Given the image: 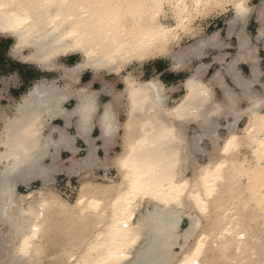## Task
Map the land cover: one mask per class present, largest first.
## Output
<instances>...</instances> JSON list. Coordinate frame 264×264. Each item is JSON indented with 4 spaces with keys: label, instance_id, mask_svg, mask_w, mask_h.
Segmentation results:
<instances>
[{
    "label": "bare ground",
    "instance_id": "obj_1",
    "mask_svg": "<svg viewBox=\"0 0 264 264\" xmlns=\"http://www.w3.org/2000/svg\"><path fill=\"white\" fill-rule=\"evenodd\" d=\"M167 6L173 24L164 22ZM228 7L232 21L246 22L252 10L249 0H0V36L14 39L10 54L59 72L34 83L13 115L1 118L0 264H264V92L243 89L247 123L239 131L244 114L235 113L221 136L215 116L239 99H217L194 73L168 105L160 80L127 69L158 57L180 61L173 47L184 34L205 42L195 20ZM75 55V64L60 63ZM86 71L92 77L82 83ZM112 75L121 90L104 77ZM101 92L113 99L98 116ZM124 98L121 150L100 158L90 146L78 157L76 134L68 132L73 121L87 135L98 117L110 139L119 129L114 103ZM58 118L65 126L48 128ZM61 172L80 178L74 201L57 188ZM38 180L41 188H29Z\"/></svg>",
    "mask_w": 264,
    "mask_h": 264
},
{
    "label": "crops",
    "instance_id": "obj_2",
    "mask_svg": "<svg viewBox=\"0 0 264 264\" xmlns=\"http://www.w3.org/2000/svg\"><path fill=\"white\" fill-rule=\"evenodd\" d=\"M253 1L256 0H252V2ZM263 1H259L258 4L256 3L252 6L249 4L252 10L246 22L240 20H230L234 16L233 15L231 18H228L226 22H223L221 27H219V23H209L206 27V30L211 29V34L206 35V39L203 44L199 43V38H192V41L190 42L186 41V43H184L178 49V51L173 50V53H178V58H181L180 61L178 60L173 62V60L170 59L171 57L169 58L167 56L158 57V61L147 66L143 72L138 73L140 74V78L142 80H149L156 77V79L160 80L168 90L167 103L168 105H172L171 103L173 101L174 103L179 101L181 95L184 93L185 89L183 84L186 79L192 74L198 73V76L204 81H207L209 86H211L216 94L217 99V95L221 94L223 97L220 100L222 101L228 100V97H225V95H230L231 97L239 99L240 101V106L230 107L225 105L226 110L223 115L215 116V118L219 117V122L222 125V127L219 129V133L220 130L224 129L225 135H227L228 131L224 127H227L229 123H234L235 118L238 117L235 116V113L237 114L238 112H242L244 115L239 122L240 131V125L245 121L246 118L248 119V113L242 111L245 110L246 106L248 105L247 98L243 96V89L248 88L251 91H257L259 93L264 92V35H262L260 32L261 26L264 22V19L262 16H260L264 13ZM229 10L233 12L231 7H228V11ZM216 32H218L219 35L214 34ZM214 35L217 37L214 38ZM246 37H248V41H246ZM9 51L7 53V58L11 59L12 55L9 54ZM159 58H168L169 61ZM10 59L2 64V69L0 71V85L4 86V90H8V98L12 99L14 103H16L13 107L14 111L18 101H20L19 99H21L22 95L26 93V91L23 89L25 88L24 84L29 82L33 85L39 80H47V78L43 74H36L33 69L31 72L30 69L24 68L22 64L23 62L20 63L18 60L13 61L14 59ZM253 66H257L258 73L256 75L253 74ZM86 74L87 71L86 73L84 72L81 77L82 83H85L91 79H86ZM146 74H150V78H143ZM104 77L107 78L108 76ZM4 78L8 80L9 84L6 83V81H3ZM109 80L115 83V91H119L123 88L122 82L119 81L116 76ZM100 88L101 85L98 82L93 85V89L99 90ZM99 96L101 106L98 110V116L100 115L99 113L102 112V103L113 99L111 94H107L105 92H101ZM0 97V117L2 118L5 115L10 116V114L5 112V106L2 104V100L5 98L4 95H2V88H0ZM70 102L72 101H68L67 103ZM114 104L117 119L119 120V129L110 137V139L102 134L103 130L99 123L98 117L95 118L92 124L93 127H91L87 135L78 134L74 123L75 120L73 121V125L75 127L72 125V127L68 129V132L72 135L76 134L74 146L79 148V151L76 154L78 157H84L90 146L96 147V154L100 158H105L107 156L106 150H108L109 155H114L116 151L121 150L120 143L122 141L123 128L120 126L127 117V100L124 98L115 102ZM12 115L13 113L11 116ZM56 125L58 127H62V125L65 126V123L63 119L58 118L51 121L48 125V128L51 129ZM48 128L46 129V132H48ZM188 128V135L191 138L192 134L197 130V124L192 122L189 124ZM54 137L57 138L58 134L54 133ZM204 145H206V148L207 146H210L208 145L207 140H204ZM60 154L61 157L65 159L63 154L70 156L71 152L64 147H61ZM96 170L99 173L105 172V170L100 167ZM61 175L68 177L67 173L65 172L57 174V176ZM74 176L76 175L71 177ZM36 182L40 181L38 180ZM20 187L24 186L21 185Z\"/></svg>",
    "mask_w": 264,
    "mask_h": 264
},
{
    "label": "rangeland",
    "instance_id": "obj_3",
    "mask_svg": "<svg viewBox=\"0 0 264 264\" xmlns=\"http://www.w3.org/2000/svg\"><path fill=\"white\" fill-rule=\"evenodd\" d=\"M251 1V2H250ZM259 1H263V0H256V1H253L252 2V0H249V4L252 6L253 4H258L259 3ZM166 10H167V13L168 14H166V18H164V22H166V23H168V24H173L174 23V21H173V18H172V13H171V11H170V8L167 6L166 7ZM169 11V12H168ZM234 14H233V12L232 11H228V9H227V11H220L219 12V10L217 11V10H214V11H212V12H209V13H207V14H205L204 16H202L201 18H198V19H196L195 20V22H194V25H193V27L195 28L193 31H195V33H201V34H204L205 36L207 35V34H211L210 33V31H211V29H207L206 30V27H207V25L209 24V23H211V22H215V23H219L220 25H219V27H221V25H222V23L223 22H226L227 20H228V18H231L232 16H233ZM170 16V17H169ZM162 19H163V17H162ZM199 25V26H198ZM200 29H201V31H200ZM184 35H185V37H184ZM182 37H181V39H180V41H179V43L178 44H176L174 47H173V50L174 51H178V49L184 44V43H186V41H192V38L194 39V37L191 35V34H184ZM0 38L1 39H9V40H11L12 41V44L14 43V39L13 38H10V37H3V36H0ZM189 42H187V43H189ZM10 48H11V46H10ZM10 52V51H9ZM27 53H28V51H26ZM10 54V53H9ZM11 55V54H10ZM11 57V56H10ZM7 59H10V58H7ZM11 59H14L13 61H17L18 59H16V58H14L13 56L11 57ZM10 59V60H11ZM159 59H166V60H168L169 61V59L168 58H159ZM80 60V56L79 55H75V56H70V57H65V58H61L60 59V63H63V64H69V66H71L72 64H74V63H76L77 61H79ZM19 61V60H18ZM156 61H158V59H155V60H150V61H147L146 63H144V65L142 66V67H140L137 63H134V64H132V65H130L127 69H129L130 71H132V70H134V72L135 73H139V72H143L146 68H147V66H149V65H152V63H155ZM20 63H22V62H20ZM23 64V67L24 68H28V69H30V71L32 72V69H33V71L36 73V74H43L47 79H53V77L55 78V77H58V75H59V72H51V73H49V72H43L42 70H40V68H38L36 65H34V64H29V63H22ZM86 73V72H85ZM124 74H126V71L124 72ZM91 73L90 72H88L87 71V74H86V79H90L91 78ZM150 76V74H146L143 78H145V79H147V78H150L149 77ZM107 78H109V79H112V78H114V76H109V77H107ZM3 81H6V83H8V80L6 79V78H4L3 79ZM6 83H5V85H6ZM9 84V83H8ZM33 85H32V83H29V82H26V84H24V87L25 88H23L25 91H26V93L29 91V89L32 87ZM0 88H2V95H4V99L2 100V104H4V106H5V109H6V112L8 113V114H12L13 113V107H14V101L12 100V99H10V98H8V95H7V93H8V90H4V86L3 85H0ZM122 88V87H121ZM6 89V88H5ZM25 93V94H26ZM24 95V94H23ZM22 95V96H23ZM217 97H218V99H221L223 96L221 95V94H219V95H217ZM20 100V99H19ZM171 104H174V101L171 103ZM73 105H74V102L72 101V102H70V103H67L66 104V106L68 107V108H72L73 107ZM10 114V115H11ZM246 123H247V118L245 119V121L240 125V130L242 131V129L244 128V126L246 125ZM2 125H3V122L1 121V117H0V126L2 127ZM0 127V128H1ZM220 134H221V136H225V130L224 129H222V130H220ZM207 144V143H206ZM208 145H210V146H207V148L205 147L206 145H204L203 144V146L207 149V150H209V151H211V154L213 153V147H212V145L210 144V143H208ZM80 155V154H79ZM202 154H198L197 156H196V158L200 161V162H206L207 161V158L208 157H206V156H204V155H202ZM69 155H67V154H63V157L64 158H66V157H68ZM80 156H82V155H80ZM206 158V159H205ZM114 172V171H113ZM105 173L104 172H102V173H97V175L99 176V180H101L100 178H102L101 176H103ZM56 180H57V188L59 189V191L61 192V194H62V197H64V198H66V199H68L70 202L71 201H74V199H75V197H76V195H77V192H78V188H79V186H80V178L78 177V176H74V177H66V176H64V175H61V176H56ZM71 180V182H72V185H73V187H74V192L72 193V195L70 196V197H67L66 195H64L63 194V191H64V189H62L61 187H64L65 186V183L66 182H68V181H70ZM59 184V185H58ZM41 182H34L33 184H31V186L29 187V188H31V189H34V188H41ZM28 189L27 188H24V187H20L19 188V191L20 192H26ZM188 225V220L187 219H185L184 220V222H183V224H182V226H183V228H185L186 226ZM51 254V253H50ZM51 256V255H50ZM44 264H55L54 263V261H51V260H49V259H46L45 260V263Z\"/></svg>",
    "mask_w": 264,
    "mask_h": 264
},
{
    "label": "trees",
    "instance_id": "obj_4",
    "mask_svg": "<svg viewBox=\"0 0 264 264\" xmlns=\"http://www.w3.org/2000/svg\"><path fill=\"white\" fill-rule=\"evenodd\" d=\"M12 45V41L9 39H1L0 38V71L2 69V64L7 61V53Z\"/></svg>",
    "mask_w": 264,
    "mask_h": 264
},
{
    "label": "built area",
    "instance_id": "obj_5",
    "mask_svg": "<svg viewBox=\"0 0 264 264\" xmlns=\"http://www.w3.org/2000/svg\"><path fill=\"white\" fill-rule=\"evenodd\" d=\"M59 185V184H58ZM62 189H64L63 194L66 195L67 197H70L72 195V193L74 192V187L72 185L71 180L65 183L64 187H61Z\"/></svg>",
    "mask_w": 264,
    "mask_h": 264
}]
</instances>
